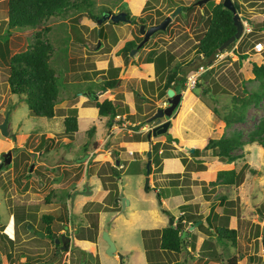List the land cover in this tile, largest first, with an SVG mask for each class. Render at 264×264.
Instances as JSON below:
<instances>
[{"label": "rangeland", "instance_id": "rangeland-1", "mask_svg": "<svg viewBox=\"0 0 264 264\" xmlns=\"http://www.w3.org/2000/svg\"><path fill=\"white\" fill-rule=\"evenodd\" d=\"M117 1L95 0L89 9L92 13L100 16L104 9L114 10ZM190 1L193 0H148L147 6L148 8L155 7L164 14L179 6V4L173 5V3L184 4ZM214 1L220 0H207L201 5L209 9ZM133 3L136 4L137 1H133ZM201 7L195 5L192 11H189L187 18L190 19L187 23L181 20L185 18V10H180L181 19L175 18L168 25L169 30L166 33L162 30L154 37L151 36L143 46L130 55V50L137 45L138 36L141 34L137 29L138 26L135 25L134 35L138 42L129 50L128 56L134 57L133 59L137 63H142L145 55L151 49L159 51L165 48L170 49L175 55L172 64L180 61L181 66H186V68L192 66L191 70H193L199 63H207L204 56V59H198L199 53H197L195 45L198 35L202 34L206 27L205 21L198 22L197 17ZM119 8L121 9L122 5ZM243 8L246 9L240 4V15H244ZM85 9L82 10V8L71 5L64 12L54 13L42 19L38 26L41 28L43 37L48 39L51 44L50 62L57 69L58 75L59 92L55 105L56 114L47 117L31 113L24 95L12 92L8 86V57L13 52L28 47L34 40L35 30L30 26L12 27L10 28L11 33L8 35L7 1L0 0V122L7 117L9 130L7 135L0 131V162H3V152L12 151L16 149V146H23L16 153H12L9 162H3L0 167V233L6 231L10 235L0 236V244H4V246H0V257L4 256L5 258L6 254L10 253L9 264L28 263V257L31 263L36 264L38 255L48 260L47 264H68L69 261L75 264H123V262L124 264H222L227 258L236 255L237 264H262L264 259L262 244L264 147L258 142L245 143L243 147L236 149L237 152L242 153V156L235 161H227L229 163L221 166L217 163L220 159L215 154L207 153L209 149L193 155L190 148L194 144L188 140H183L181 146L166 145L165 149L168 150V153L165 157L173 156V158H168L170 159L169 165H171L169 168L177 170L167 174L160 173L163 155L161 162L154 164V168L150 170L155 185H163L161 187L165 197H161V205H159L155 187L150 185L149 190L143 189L146 163L143 167L141 166L143 176H138L130 169L124 170L119 179L115 176L110 195L106 190L107 186L101 179L100 186H98L96 182L98 178L94 173L111 174V158L114 159L120 150L131 148L132 145H126L124 142L120 144L122 133L118 132L115 145L113 144L114 148L111 150L110 146V150H103L110 143V140H107L110 137L108 132L110 126L107 125V120L110 118L108 114L105 122L102 120V114L97 115V124H95L99 126L100 130L98 128L96 134L93 133L95 124L89 121V118L80 116L78 129L73 133V138L59 135L64 129L62 116L70 108L76 106L77 102L79 107L85 104H94L92 99L83 101L80 98L78 101L79 93L90 89L94 94V91L101 92V82L103 81L101 76L104 73L103 71L102 73H88L96 69L100 70L99 68L105 67L104 65H109V61L106 63L109 55L108 44L111 41L115 42L118 37H122L125 32L129 31V25L122 20L114 22V26L109 23H102L100 26L96 20L87 15ZM150 11L153 12V9ZM129 12L133 20L135 17H142L140 15L147 13L148 9L143 13L141 11L140 14ZM144 20L146 21L145 25L151 22L149 14L144 15ZM72 22L87 32V37L90 38L87 39L90 44L87 49L90 52L83 54L85 47L73 39L69 29ZM89 23H92V28H94L86 30L85 28L90 26ZM108 25H110L109 30ZM45 26L48 28H44ZM251 29L253 32H246L240 38L238 44L240 49L251 46L254 49L253 44L257 40H261L264 45V36L256 35L257 31L254 26ZM103 33L105 36L99 38ZM230 48L231 45L226 47V49ZM260 54L264 57L263 52ZM122 56L125 57L123 54ZM189 57L192 59H187ZM185 59H187L186 62ZM239 67L238 56L232 54L199 74L196 81L201 83L200 87L195 84L187 86L192 89L197 88L199 92L204 85L211 87L212 93L204 95L203 100L207 101L209 107L216 106L218 113L223 115L234 105L238 109L239 103L233 98L234 96H246L260 88L261 81L252 72V63L245 67L242 66L240 70ZM164 73L161 72L159 77H164ZM96 74L99 75L93 81L92 78ZM129 78L125 82L128 87L130 86ZM153 83L155 84V82ZM103 90L105 91V89ZM120 95L121 93L117 92V97ZM96 96H99L98 99H102L99 94ZM137 100L140 101V97ZM120 111H122V106ZM244 114L243 121L231 125L224 124L225 121L217 115L223 120L221 123L224 124V126L220 125L221 132L229 134L236 130L241 133L242 138H247L249 131L264 117V95L258 102L248 104ZM120 124L123 127L122 130L125 131L123 137L128 139L126 141H130L132 136L128 134L132 124ZM203 131L206 132V129L203 128ZM94 136H99L95 145L92 142ZM41 137L50 138L44 143L45 146L43 145L39 149L38 143ZM157 141L162 140H151V142ZM14 142L17 143L16 146ZM92 149L94 153L89 157L88 153ZM106 152H109L110 155H105ZM205 154L206 156H203ZM177 158L183 166L177 164ZM199 158L203 159L204 164L197 160ZM143 159L144 161L148 159L145 153ZM199 163L201 166H198ZM224 166L234 167L239 172L236 183L223 184L216 180L212 171L224 168ZM86 182L88 188L85 191L84 184ZM174 192L182 196L178 202L197 203V213L202 217V224L184 222L183 228L191 231L189 235V243H191L184 246L179 252L162 250L157 243L159 232L146 229L152 226L157 227L162 223L169 224L171 215L162 211V207L171 209V214L174 217L179 215L180 204L174 205L177 202L176 196H167ZM122 197L125 198L124 206L121 201ZM98 201L104 205L101 211L94 207ZM173 207L174 209H172ZM28 211H33L37 215L35 221L30 219L34 225L32 228L29 227L31 223L25 225L28 215L20 217V213ZM43 212L67 215L68 220L63 218L62 222L64 223H62L57 219L53 227L57 233H60L62 227L65 231H68L72 226L76 228L71 242L76 240L79 245L89 247L92 242L90 238L94 237L95 240L92 243L95 247L92 252L89 251L86 254L84 261L80 259L83 256L80 248L69 250L58 248L60 250L58 252L55 248L57 243L55 238L57 237L52 238V241L49 235L41 236L34 232L35 229L44 232L39 227V219H37ZM207 215L212 217L215 224L224 223L236 228L235 243L218 239L213 228L210 231L207 230ZM190 225L193 226L190 227ZM102 230H109L117 249L122 250L121 253L124 254L123 262L116 261L114 256L106 252L107 243L101 237ZM98 251L100 260L102 259L101 263ZM210 252L212 255H214L213 253L219 255L212 256L209 254Z\"/></svg>", "mask_w": 264, "mask_h": 264}, {"label": "trees", "instance_id": "trees-1", "mask_svg": "<svg viewBox=\"0 0 264 264\" xmlns=\"http://www.w3.org/2000/svg\"><path fill=\"white\" fill-rule=\"evenodd\" d=\"M7 1V17L6 22L8 26L7 34L9 35L10 28L12 27H23V26H30L33 27L34 32V40L31 44H29L28 47L25 49L15 51L8 57V75H7V82L10 90L14 93L23 94L24 98L26 99L27 105L30 109V112L35 115H41V116H47L52 117L56 114V108L55 104L57 102L58 97V75H57V69L51 64V44L48 39L43 37L41 28L38 27L42 21V19L47 18V16L54 14V13H60L64 12V10L68 9L69 6L73 5L77 8H82V10L85 9L87 12V15L91 17L92 19L96 20L99 15L92 13V11L89 9V6L93 5L95 3V0H6ZM148 1V0H147ZM173 1V0H172ZM234 5L236 9L240 12V4L237 2V0H233ZM180 5V10H185V18H180V10L177 12L175 18H180L182 21L189 22V19L187 18L189 11H192L194 4H187L184 5L183 3H173V5ZM143 8H148L147 3L144 5ZM122 9L126 11V15L130 16L129 9L127 6L122 5ZM206 17V18H205ZM133 18V17H131ZM198 22H201L202 20L206 22L205 30H203L202 34L198 35V39L196 41V51L197 53H203L205 57V61L208 62V59L210 57V54L212 51L219 47V45L231 34H233L236 31V25L233 21V12L225 7L223 5V0H220L218 2H213L212 6L209 9L204 8L203 6L200 8V12L198 13ZM77 21V19H75ZM134 21V19H133ZM198 24V23H196ZM101 26V24H100ZM44 28H48V26H45ZM166 27L163 29L164 32H166L168 29ZM69 29L72 33V37L75 41L78 43L85 45L87 42L86 37L84 36L82 30L76 25V23L72 22L69 25ZM162 31V30H160ZM249 32H253L252 29ZM139 39H141L142 36H138ZM137 41V42H138ZM135 39L127 40L122 47L118 49V53L123 54L125 57V62L127 63L130 56H128L129 50L135 46L137 43ZM235 41L231 42L227 45H233ZM226 49V48H225ZM246 55L243 53L240 54L239 58L242 59ZM175 55L170 49H161L159 51H155L151 49L148 51V53L145 55L144 60L147 63H153L154 65V71L155 74H161V72H165V81L161 85L159 89V95L166 93V89L168 86H172V81H175L180 84V87L185 88V80L187 73L193 68L192 66L190 68H186V66L183 68L181 67L180 61L175 62L172 64V60L174 59ZM214 59H212L209 64L213 63ZM192 63V60H190ZM189 62V64H190ZM188 63V62H187ZM187 65V64H186ZM109 68H112L114 70H118V67H113L112 62H109ZM252 72L254 75L258 78H260L261 85L260 88L246 96H234L233 98L238 101L239 107L234 105L231 109H229L227 112H224L223 115H220L216 109V106H210L213 110V112L221 117L225 124L231 125L235 122L243 121L245 119V108L248 104L252 102H258L261 97L264 95V61L260 64L256 62H252L251 67ZM103 70L96 69L91 73H102ZM179 71L181 72L179 74ZM120 82V78L117 76L109 77L104 79L101 82V88L100 90L110 88L113 86H117ZM153 85V81L151 82ZM195 86L200 87L201 83L197 82L195 83ZM195 89V91H194ZM201 91L199 92L197 88H193V92L196 95H199L200 98L203 100L204 95L212 93L211 87L204 85L201 88ZM214 89V88H213ZM88 91V98L94 100V104L98 108V113L102 115L108 114L110 118L107 120V125H111L112 119L116 116V114H120L127 110V106L123 105V103L120 100H111V99H98L96 96L97 92L95 94L93 93V90H87ZM98 91V90H97ZM135 92V97H138L137 90ZM137 95V96H136ZM214 98V96H213ZM215 99V98H214ZM205 101V100H204ZM206 104L209 106L207 101H205ZM122 106V111H120V107ZM236 109V110H235ZM154 111L145 114V115H139L140 122L139 124H143L145 118L149 115H151ZM120 120V119H118ZM121 122V121H119ZM138 124V125H139ZM63 125L64 129L59 133L61 136H66L69 138H73V133L78 129V118L76 113V108H70L69 111L64 115L63 117ZM136 125V126H138ZM166 135V139L163 143L160 141L152 142L150 143L149 148L151 149V162L155 164H159L161 162V157L167 155L168 150L165 149L166 145H177L181 146L183 144V140L178 139L177 137L172 136L168 130L164 132ZM145 137L146 134H144ZM50 137L42 138L40 142L38 143V148L41 149L46 142L47 139ZM202 142V148H211L213 154H215L221 161L227 162V161H235L237 158L242 156L241 152H237L236 149L243 147L245 143H250L252 141L258 142L260 145L264 147V117L261 118L251 129L248 133L247 138H242L241 133L238 131H233L229 134H222L219 137H209L207 139L203 140H196L193 142ZM151 142V141H150ZM45 146V145H44ZM160 148L162 150H160ZM167 148V147H166ZM200 149L198 147H194V149L191 151L193 155L198 154ZM154 154V156H153ZM163 155V156H162ZM201 163V159H197ZM183 161L184 158H183ZM199 163L198 166H201ZM202 164V163H201ZM151 168V165H150ZM111 169V175H107L103 177V184L110 186L109 193L112 192L113 188V182L106 183L107 180L112 179L111 177H114L115 175L119 174V170L115 168L113 165L110 166ZM252 169V168H251ZM216 180L223 184H234L238 181L239 178V172L234 168H221L217 169L215 171ZM112 186V188H111ZM175 193V192H174ZM161 196H164V193L162 191V188L160 187L157 189V200L159 205H161ZM113 198V197H112ZM97 205H94L96 210H100L103 204L101 202H97ZM96 206H98L96 208ZM197 203L192 202H184L179 205L180 213L176 217L175 223L172 224H166L165 226L154 229L153 232H159V240H158V246L162 248L163 250H173L176 252H179L182 250L184 246L190 245L189 243V235L191 234V231L189 229L183 228L184 222H187V224H194L195 221H198V224H202V217L201 214L197 213ZM162 211L169 213L172 218H175L174 215L171 214V212L162 207ZM24 215H28L25 225L27 223H31L30 219H33L35 221L36 219V213L33 211H28L26 213H20V217H23ZM25 216V217H26ZM67 215H57L53 212H43L39 216V227L42 228L46 235H49L51 240L54 237H60L57 233L55 228L53 227V224L55 220H60L61 222L65 219L68 220L69 218L66 217ZM66 217V218H65ZM64 218V219H63ZM206 220L208 222V225L206 226L207 230H211L213 228V231L218 239L230 241L231 243H235L236 237H237V230L234 227L228 226L227 224H215L212 221V217L210 215L206 216ZM31 228L34 227V225L31 223ZM76 230V228H75ZM37 229H35V233L38 234ZM7 235V232H1V235ZM188 235V238L187 236ZM95 240L94 237L90 238V241ZM90 242L89 247H83L77 243L76 240L73 241L71 248H80L83 252V256H81V261L85 260L86 254L90 251L92 252L95 245ZM4 246V244H0V246ZM69 246V243L65 244L64 250H67ZM57 251H60L62 248L59 243H56L55 246ZM60 250H59V249ZM7 253V252H6ZM211 254V252L209 253ZM212 256H218V253H213ZM92 256V254H90ZM38 255V261L43 262L45 264L48 263V260L41 258V256ZM11 257V254H6L5 258L4 256H1L0 264H9L8 258ZM31 263V262H30ZM29 263V257H28V263ZM222 264H237V257L236 255H232L231 257L227 258L225 262H222Z\"/></svg>", "mask_w": 264, "mask_h": 264}, {"label": "crops", "instance_id": "crops-1", "mask_svg": "<svg viewBox=\"0 0 264 264\" xmlns=\"http://www.w3.org/2000/svg\"><path fill=\"white\" fill-rule=\"evenodd\" d=\"M133 1H137V3L134 4ZM145 1H147V0H118L117 2H115V9L114 10L112 9L111 11L122 10V8L120 9L119 7L121 5H123V6H127V8L129 9V11H131L132 14H140L143 6L145 4ZM237 2L239 4H242V6L246 8V9L243 8L244 15H241L242 17H244L246 19L245 30L243 31L241 37L246 32H249L251 30L252 26H254L255 31H257L256 35L260 34V35L264 36V0H237ZM247 19H249V23H247ZM122 21H124L125 24L129 25V28H128L129 31L125 32V35H123L122 37H118V39L115 42L111 41V43L114 42L113 44H111V43L108 44L109 45V47H108V54L109 55H108V58L106 60V63L108 61L112 62L113 67H118L119 69L114 70L112 68H109V65L108 66L104 65L105 67L99 68V69H104L103 73L106 75V76H103L104 75L103 74L101 76L102 80L109 78V77L117 76L120 78V82L117 86L106 88L105 91L102 90L101 92L97 93L102 97V99H104L106 97L107 99H111V100H120L123 103V105H126L128 107L126 111L118 114V117L115 116L117 118L114 117L112 119V123H111V125H109L110 127L108 130L110 137H108V139H107V140H110V143H109L108 147L103 149V150L108 151V150H110V146H111V150H112V148H114L113 146L115 145V142L117 140L116 138L118 137V132L122 133V138L120 140V144L122 142H124L126 145L132 144L131 148L129 147L127 149L120 150L117 153L118 156L114 157V159H112L110 157L111 158L110 166L113 165L115 168H117L120 171L118 175H115L116 177H118L117 179H119L121 177L120 175L123 173L124 170H128V169H130V171H132V172L137 173L138 176H143V171H141V166L143 167L147 161V160L144 161V159H143L144 153L145 154L147 153V150L150 149L149 148L150 143H152L149 141V139L147 137H145L144 134H146L147 128L150 125L154 124V122L146 123L144 120L143 124L140 125L139 124L140 119L138 116L139 115L140 116L145 115V114H148L152 111H155L159 105H166V102H165L166 101V93L159 95V89L165 81V74H164V77L163 76L159 77L160 73L155 74L154 65L152 62L149 64L145 60H143L142 63H137V61H135L133 59L134 57H132V56H130L128 62L126 63L122 54L118 53V49L120 47H122L127 40L135 39L134 38L135 37V35H134L135 26L133 25V23H131L130 20H122ZM117 22H119V21H117ZM89 24H90V26H89V28L86 27L85 28L86 30L92 28V23H89ZM110 25L114 26V23L110 24ZM110 25H108V30H109ZM82 32H83L84 36L87 37V32H85L84 30ZM108 33H109V31H108ZM106 35L108 36V34H106ZM101 36H105L104 33L101 34L99 38H101ZM86 39H90V38L87 37ZM89 45L90 44L88 41L86 42L85 45H82L85 47V49H84L85 51L82 52L83 54L85 52L86 53L90 52L87 49L89 47ZM104 50L107 51V49H104ZM251 50H253V51H251ZM260 52L264 53V47L260 50H257L255 48L253 49L252 46L247 47V48L244 47V48L240 49V47L238 45V47L235 48V50L230 51L229 54L227 56H225L223 59H225L226 57H228L232 54L234 56H238V62L240 63V67H239V70H240L242 68V66L245 67L249 63H252V62H256L258 64L262 63L264 61V57L261 56ZM242 53L246 56L244 58H242L241 60H239L240 59L239 56ZM199 57L200 56L198 55V59H199ZM187 59H192V57H189ZM187 59H185L184 61L186 62ZM223 59L214 60L213 65L219 61H222ZM247 60H249V61H247ZM213 65H211V67H213ZM181 67L184 68V66H181ZM96 68H98V67H96ZM180 73L181 72L179 71V74ZM97 75H99V74H96V76H94L92 78L93 81L97 78ZM128 78L130 79V86L129 87L125 84V82L128 81ZM152 81L155 82V84L153 83V85H152L151 84ZM171 85L172 86H168V87H172L175 92H181V98H180L178 108L175 110V112L173 113V116L171 117V122L168 126V132L172 136L177 137L180 140L190 141L192 144H194L193 149H194V147H198L200 149L199 153H201L202 150L206 151L207 149H209V151L207 150V153L208 152L213 153L211 148H202V142H198V141L193 142V141L203 140V139H207L209 137H216L217 138V137L221 136L223 133L221 132L222 129H220L221 128L220 125L222 124L221 121L223 122V120L218 118L217 115L214 114V112L210 109V107L206 104V102L204 100H202L199 95H196L193 92L192 88H189L186 85V87L182 89V87H180V84L175 82V81H172ZM135 90H137V92H138V95H139L138 97H140V99H141L140 101L137 100L138 97L137 98L135 97V92H134ZM117 92L121 93V95L119 97H117ZM156 95H158V96L156 98H154ZM87 96H88L87 90L84 93H79L78 101L80 98H82L83 101L89 99ZM102 99H100V100H102ZM77 104H78V102H77ZM77 104L74 107H76V110H77L76 113H77L78 120H79L80 116H83V117L89 118L88 120L93 122V124H95L97 122V120H96V118L98 117L97 115L99 114L98 108L96 107V105L90 103L87 105L86 104L81 105L79 107V105H77ZM101 116L103 118L102 120H104V122H105L107 120V114L101 115ZM62 117H64V116H62ZM165 118H166V116H163L161 119H165ZM118 119H120V120H118ZM119 121H121V122H119ZM120 123H122V124L131 123L132 124L130 132L128 134V135L132 136L131 137L132 139L130 141H126L127 138L123 137V135H125V131L122 130L123 127ZM96 124H95V130L92 129L94 131L93 132L94 134H96L98 132L97 129L99 128V126ZM224 124H222V126H224ZM136 125H138V126H136ZM203 128L206 129V132L205 131L202 132ZM98 130H100V128ZM98 137L99 136H94V138L92 140L93 145H95L96 141L98 140ZM165 139H166V135L164 133L156 135V136H152V138H151L152 141L162 140V141H160L161 143H163L165 141ZM171 146H173V145H171ZM93 153H94V151L92 149L89 151L88 156L91 157L93 155ZM105 155L109 156L110 153L106 152ZM203 156H206V154ZM196 157H198V156H196ZM168 158H173V156L169 155L167 157H165V156L163 157V160H162L161 165H160V167H161L160 173H162V174H167L169 172L177 170L174 168H173L174 170H170L169 167L171 165H169L170 159H168ZM112 160H114V162H112ZM176 162L178 165L183 166L182 162H180L178 160V158L176 159ZM201 162H202V164H204L203 159H201ZM217 163H219V166H221V165L227 164L229 162H223L221 160H218ZM154 164L155 163L150 162V165L152 167L149 169V172H148L149 177H150L149 178V187H150V185H153L155 187V190H157L163 185L162 184L155 185V183L153 182L154 177H153L152 173L150 174V170L152 168H154ZM211 166H210V169H211ZM224 168H227V167L224 166ZM210 171H212V170H210ZM215 171L214 172L212 171V173L215 174ZM145 173H146V170H145ZM111 174H109V175H111ZM94 175L96 176V178H98L97 180L99 181L100 179L102 180L103 177L107 176L108 174L103 175V174L94 173ZM115 176L111 177L112 179L107 180L106 183L108 184V182L114 181ZM101 180L99 182L96 181L98 183V186H100ZM102 182H103V180H102ZM149 187H148V190H149ZM106 188H107L106 189L107 192H109V189H110L109 184ZM169 195H175L176 196L177 202L174 205L178 206L179 204H181V202H178L179 199L182 197L181 194L172 193V194H168L167 196H169ZM161 197H165V196H161ZM98 202H100V201H98ZM192 203H194V202H192ZM94 205H96V204H94ZM174 207L172 209H174ZM101 209H102V207H101ZM101 209L98 211H101ZM168 210L170 211L171 209L168 208ZM177 216H175V218H173L174 223L176 221ZM166 224L167 223H162V225H159L157 227L152 226V227H149L146 229H148V231H150V230H154L156 228H161V227L165 226ZM107 231L109 232V230H107ZM109 234H110V232H109ZM187 238H188V236H187ZM116 249H117V247H116ZM162 250H161V252H162ZM158 253H159V251H158ZM109 255L114 256L116 261L119 260V257L117 254H109ZM98 257H99V261L101 263L102 259L100 260L99 251H98ZM123 257H124V254H123ZM123 257H122V259H123ZM123 264H124V262H123ZM144 264H146V263H144Z\"/></svg>", "mask_w": 264, "mask_h": 264}, {"label": "water", "instance_id": "water-1", "mask_svg": "<svg viewBox=\"0 0 264 264\" xmlns=\"http://www.w3.org/2000/svg\"><path fill=\"white\" fill-rule=\"evenodd\" d=\"M207 0H196L197 4H202L203 2H206ZM223 5L227 8H229L232 12H233V21L234 24L236 25V31L231 34L229 37H227L220 45L218 48L214 49L212 51V53L210 54V59L209 61H211L215 55L225 49L227 47L228 44H230L231 42L235 41L236 39L240 38V36L243 33L244 30V23L241 20V17L234 5V1L233 0H223ZM180 5L176 7V9L174 11H172L171 13L165 15V17L158 23H153L149 26L146 27V25L144 23H141L139 25V30L141 32V34L143 35L142 39L137 43V45L135 47H133L130 50V55H132L139 47H141L146 41H148V39L150 38V36L157 30H163L166 28L167 24L169 23V21L172 19V16L180 10ZM111 20L113 22H117L119 20H129L126 17V11L125 10H119V11H111L108 9H104L101 13V15L97 18L96 22L98 24H100L102 21L104 20ZM247 23H249V19H247ZM99 44V43H98ZM180 98H181V92H175L174 89L172 87H168L166 89V105H159L156 110L149 115L146 119L145 122L146 123H150V122H154V124L150 125L147 130H146V135L147 138L149 139V141H151L152 136H156L159 134L164 133L165 131L168 130V126L171 122V117L173 116V113L175 112V110L178 108L179 106V102H180ZM163 116H166L165 119H161ZM0 131L1 133L7 135L9 133L8 127H7V117H5L1 122H0ZM14 139H15V135H14ZM16 142H14V145L16 146ZM23 146H16V149H13L12 151H5L3 152V162L7 163L9 162V160L11 159L12 153H16L17 150L22 149ZM190 150H193V147L190 148ZM148 159L146 161V175H145V181H144V186L143 189L145 191L148 190L149 187V169H150V162H151V150L148 149L147 153H146ZM3 162H0V167L3 164ZM84 188L85 191L88 188V184L85 183L84 184ZM90 191V190H89ZM124 197H122L121 201L122 204L124 206ZM173 218L171 216H169V224H172L173 222ZM196 223H198V221H195ZM31 226V224H29V227ZM193 225H190V227H192ZM38 234L41 236H44V232L43 231H38ZM101 237L106 241L107 243V247H106V252L108 254H117L119 257V261H122V257L123 254L116 249V245L114 240L111 238L110 234L108 233L107 230H102V235ZM56 242L61 241L63 244V247L65 246V242L69 241V236L65 235L64 233L61 234L60 237L55 238ZM262 244L264 247V231H263V235H262ZM39 264H45V263H39ZM264 264V259H263V263Z\"/></svg>", "mask_w": 264, "mask_h": 264}, {"label": "flooded vegetation", "instance_id": "flooded-vegetation-1", "mask_svg": "<svg viewBox=\"0 0 264 264\" xmlns=\"http://www.w3.org/2000/svg\"><path fill=\"white\" fill-rule=\"evenodd\" d=\"M147 3V1H145V4ZM194 4V5H198L199 7H201L202 5L200 4H197L196 3V0H193V1H190V2H186V3H184V5H189V4ZM144 4V5H145ZM144 7V6H143ZM181 7V6H180ZM146 9H148V12L147 13H145V14H143V15H140V16H142V17H140V18H134V21L132 20V18H131V16H127L126 15V17L131 21V23H133V25L135 26V25H137L138 26V28L137 29H139V25L141 24V23H146V21L144 20V15L146 16V15H148L149 14V16H150V19H151V22H149L148 24H146V27L147 26H149V25H151V24H153V23H158V22H160L164 17H165V15H167V14H169V13H171L172 11H174L173 9H171L169 12H166V13H164L163 14V12L161 11V10H159V9H156L155 7L153 8V7H150V8H143V10H142V13H143V11H145ZM151 9H153V12H151L150 10ZM181 9V8H180ZM160 12H159V11ZM119 11V10H118ZM238 11V10H237ZM162 12V13H161ZM238 13H239V11H238ZM176 14H177V12L172 16V19L169 21V23L167 24V26L166 27H168V25L175 19V16H176ZM239 15H240V13H239ZM240 17H241V20L243 21V23H244V17H242L241 15H240ZM102 23H109V24H113L114 22L113 21H111V20H104V21H102L100 24H102ZM168 29V28H167ZM169 30V29H168ZM167 30V31H168ZM166 31V32H167ZM158 32H161L160 30H157V31H155L151 36H155L156 34H158ZM166 32H164V33H166ZM139 33H140V31H139ZM101 35V34H100ZM139 36H142L143 37V35L142 34H139ZM150 36V37H151ZM142 37H141V39H142ZM135 38V37H134ZM140 39V40H141ZM139 40V41H140ZM237 40V39H236ZM235 40V41H236ZM235 43V42H234ZM143 46V45H142ZM138 50V49H137ZM201 53V52H200ZM204 56V55H203ZM202 59H204V57H202ZM209 59H210V57H209ZM209 59H208V62L206 63V64H208V65H210L209 64ZM214 59V58H213ZM212 64V63H211ZM3 157V156H2ZM62 223H64V222H62ZM68 226V225H67ZM74 227L72 226L71 228H69V230H71L72 231V234L74 235ZM69 230L68 231H65V230H63V227L61 228V231H60V233H64L65 235H67V236H69V241H66L65 242V244L66 243H69V246H68V249L67 250H69V247H71V245H72V243L73 242H71V238L73 237V235H71L70 233H69ZM45 233V232H44ZM61 236V235H60ZM57 243H59L60 245H61V247L62 248H64L63 247V244H62V242L61 241H59V242H57ZM58 252H60V251H58ZM0 259H1V257H0ZM38 261V260H37ZM36 261V264H39L40 262L38 261L37 262ZM24 262H26V260L24 259ZM29 263H30V261H29ZM25 264V263H24ZM30 264H34V263H30Z\"/></svg>", "mask_w": 264, "mask_h": 264}, {"label": "built area", "instance_id": "built-area-1", "mask_svg": "<svg viewBox=\"0 0 264 264\" xmlns=\"http://www.w3.org/2000/svg\"><path fill=\"white\" fill-rule=\"evenodd\" d=\"M245 24H246V19H244V30H245ZM243 30V31H244ZM241 37V36H240ZM239 40L240 38H238L235 43L231 46L230 49H224L222 51H219L216 55H215V58L214 60H218V59H223L225 56H227L229 54L230 51H233L235 50V48L238 47V44H239ZM254 48L257 49V50H260L264 47L263 43L261 40H257L254 42L253 44ZM199 58H202L203 57V53H199ZM212 64L208 65L206 63H199L195 69L189 71L187 73V76H186V80H185V83L186 85H190V86H193L196 82V80L198 79V77L200 76L199 74L203 71V70H206L207 68H210ZM116 116L118 117V114H116ZM69 233L71 235L72 234V231L69 230ZM68 264H75L74 262H68Z\"/></svg>", "mask_w": 264, "mask_h": 264}, {"label": "clouds", "instance_id": "clouds-1", "mask_svg": "<svg viewBox=\"0 0 264 264\" xmlns=\"http://www.w3.org/2000/svg\"><path fill=\"white\" fill-rule=\"evenodd\" d=\"M97 20V19H96ZM98 24V23H97ZM215 58V57H214ZM69 249H71V247H69Z\"/></svg>", "mask_w": 264, "mask_h": 264}]
</instances>
